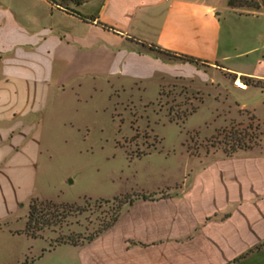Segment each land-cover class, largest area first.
Segmentation results:
<instances>
[{
	"label": "crops",
	"instance_id": "1",
	"mask_svg": "<svg viewBox=\"0 0 264 264\" xmlns=\"http://www.w3.org/2000/svg\"><path fill=\"white\" fill-rule=\"evenodd\" d=\"M233 1L83 0L68 5L76 14L55 0H0V177L26 201L25 212L31 197L74 202L38 185L36 166L45 124L60 116L67 93L78 99L84 86L104 84L116 103L137 99L144 117L168 82L197 91L250 88L257 98L234 111L264 131V32L256 34L254 21L264 0ZM188 134L178 146V176L124 187L108 226L47 250L66 244L74 264H264V138L228 157L188 150Z\"/></svg>",
	"mask_w": 264,
	"mask_h": 264
},
{
	"label": "rangeland",
	"instance_id": "2",
	"mask_svg": "<svg viewBox=\"0 0 264 264\" xmlns=\"http://www.w3.org/2000/svg\"><path fill=\"white\" fill-rule=\"evenodd\" d=\"M55 1L73 4L70 0ZM223 16L225 22L227 14ZM258 17L254 19L257 35L264 32V15ZM240 81L244 84L243 79ZM64 97L61 117L43 128L36 181L47 185L49 193L74 203L36 198L30 233L26 235L22 227L23 214L28 217L26 201L17 199L16 190L0 177V264H74L71 252L65 253L66 244L49 250L47 246L85 240L116 212V202L125 194L112 197L124 187L138 188L150 183L151 178L159 180L172 172L178 176V146L186 131L189 134L183 142L188 150L204 146L228 157L233 155L238 149L228 150L231 140L220 132L234 128L232 134L245 129L251 116L242 110V115L237 114L235 105L253 102L257 94L250 88L224 90L222 85L216 90L204 87L197 91L182 81L168 82L161 86L157 101L149 103L146 117L137 99L120 97L116 103L117 98L108 97L104 84L95 90L84 86L78 99L71 92ZM197 106L198 110L188 116ZM61 118L78 125L62 124ZM143 123L162 137L160 142L147 128L140 129ZM215 123L218 126L212 131ZM134 127L137 130L133 131ZM263 133L257 124V139L242 149L260 146ZM149 149L151 154L139 157ZM31 233L34 236L28 235Z\"/></svg>",
	"mask_w": 264,
	"mask_h": 264
},
{
	"label": "trees",
	"instance_id": "3",
	"mask_svg": "<svg viewBox=\"0 0 264 264\" xmlns=\"http://www.w3.org/2000/svg\"><path fill=\"white\" fill-rule=\"evenodd\" d=\"M73 4H79L80 2H82L83 0H70ZM59 5H61V6H63L66 10H69V11H72V12H74V13H76V14H79L75 9H73L72 7H70V6H68V4L67 3H65V2H57ZM229 4L230 5H233L234 4V1L233 0H229ZM190 59H192V58H190ZM84 197V196H83ZM126 197L127 196H123L122 198H118V200H117V202H116V206H115V210H116V212L115 213H113V214H111L110 215V217L106 220V221H104L97 229H95V231L92 233V234H90V235H88L85 239H90L94 234H96L98 231H100L101 229H103V228H105L106 226H108L114 219H115V217H116V215H117V212H118V210H119V208H120V206H121V204L126 200ZM113 199H116L117 198V196L116 195H114L113 197H112ZM105 200H107V199H105ZM35 201H36V198L35 197H31L30 199H29V202H28V217L26 218V221H25V228H24V230H25V232H26V234L27 233H30L29 232V230H30V222L32 221V213H33V210H34V207H35ZM74 202H71V203H65V204H68V205H70V204H73ZM34 222H35V220H34ZM28 235H31V236H34L32 233L31 234H28ZM64 241H66V242H71V243H79L78 241H75V240H64ZM81 242V241H80Z\"/></svg>",
	"mask_w": 264,
	"mask_h": 264
},
{
	"label": "built area",
	"instance_id": "4",
	"mask_svg": "<svg viewBox=\"0 0 264 264\" xmlns=\"http://www.w3.org/2000/svg\"><path fill=\"white\" fill-rule=\"evenodd\" d=\"M262 45L264 46V38H263V41H262ZM234 84L237 86V87H242L240 86L241 83H236V79H234ZM257 124L258 122L256 121V119H254L253 117H251L248 121V123H246V127L243 131H232V134H231V130H234V128H229L227 129L226 132H220L221 134H223L222 136L223 137H229L228 139L231 140L229 141L230 144H228V150H233V149H239L242 147H244L243 145H249L250 143L252 142H255V140L257 139L256 138V129H257ZM234 132H237L238 135L235 136ZM219 134V133H218ZM242 136H241V135Z\"/></svg>",
	"mask_w": 264,
	"mask_h": 264
},
{
	"label": "bare ground",
	"instance_id": "5",
	"mask_svg": "<svg viewBox=\"0 0 264 264\" xmlns=\"http://www.w3.org/2000/svg\"><path fill=\"white\" fill-rule=\"evenodd\" d=\"M236 83H241L240 86H242V87L244 85L243 82H240L238 79H236Z\"/></svg>",
	"mask_w": 264,
	"mask_h": 264
}]
</instances>
